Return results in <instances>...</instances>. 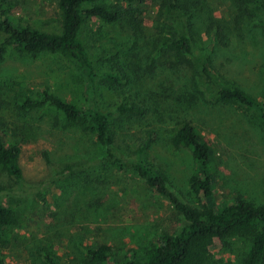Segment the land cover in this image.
<instances>
[{
	"label": "rangeland",
	"instance_id": "374dc122",
	"mask_svg": "<svg viewBox=\"0 0 264 264\" xmlns=\"http://www.w3.org/2000/svg\"><path fill=\"white\" fill-rule=\"evenodd\" d=\"M165 1L103 0L131 9L134 20L93 18L83 26L81 39L95 57L94 81L59 54L33 56L12 48L6 53L0 63V130L10 145L23 149V182L0 171V201L18 205L24 221L10 243L0 245V264H47V252L62 264H81L86 250L101 244L114 247L113 264L144 251L165 233H178L187 221L170 198L132 169L115 168L106 155L111 151L130 161L146 146L171 191L198 205L190 185L196 162L189 149L172 144L185 120L212 148L213 191L220 201L264 204V122L257 111L219 96L222 87H238L264 99V0L243 5L180 0L179 11L163 12ZM1 11L42 30L61 31L58 0H0ZM176 28L193 35L188 61L159 51L158 39ZM204 63L212 74L204 72ZM87 83L104 111L117 110L125 96L146 108L141 117L117 113L112 118L111 148L79 127L56 124L52 106L22 108L26 96L41 98L45 88L84 105ZM63 163L72 172H60L57 165ZM209 246L220 264H242L251 242L232 238Z\"/></svg>",
	"mask_w": 264,
	"mask_h": 264
},
{
	"label": "trees",
	"instance_id": "16d2710c",
	"mask_svg": "<svg viewBox=\"0 0 264 264\" xmlns=\"http://www.w3.org/2000/svg\"><path fill=\"white\" fill-rule=\"evenodd\" d=\"M240 5L254 0H236ZM180 10V0H166L161 11L168 9ZM58 21L60 32H51L37 28L29 23L0 12V63L5 59L9 49L19 54L33 56L42 52L59 54L75 61L88 81H94L97 75L95 57L90 54L81 39L80 33L88 20L101 19L108 23L120 22L124 19L134 20L133 11L123 7L109 5L103 0H58ZM174 13V12H173ZM171 35L158 39L159 51L173 55L177 60L188 61L193 56V35L186 28H176ZM221 36V32H220ZM222 42L224 36L220 37ZM204 72L212 74L209 65L204 63ZM108 78L115 80L108 74ZM87 103L84 105L50 92L42 90L41 98L26 96L22 108L30 110L46 105L54 107L58 114L56 124L62 127H79L85 133L91 134L103 145L111 148L115 142V130L112 118L117 113L131 114L137 117L146 114V108L126 96L115 111H104L92 97L95 89L90 84L85 85ZM223 102H235L246 109L257 111L264 122V99L258 100L243 89L222 87L219 91ZM94 99L90 102L91 99ZM172 144L176 149L187 148L196 162V172L190 178L191 194L199 202L193 205L182 201L169 186V179L148 156L147 147L142 146L135 159L126 161L117 154L108 151L106 160L119 170L132 169L146 183L168 196L175 208L183 214L187 224L176 234L165 233L160 240L144 251H134L124 260L113 264H220L214 258L210 249L211 241L225 242L232 238L249 240L251 248L242 259V264H260L264 260V204H254L244 199L222 202L219 195L213 191L214 174L211 165L212 148L202 137L196 125L189 120L179 124ZM22 147L10 145L3 131L0 130V171L6 173L18 184L23 182L21 165ZM48 164H55L47 157ZM60 172H72V166L65 163L57 165ZM211 191L213 198L206 194ZM20 207L5 204L0 201V245L10 243L12 236L23 221ZM114 247L101 244L89 247L81 264H111ZM47 264H62L53 253L44 255Z\"/></svg>",
	"mask_w": 264,
	"mask_h": 264
}]
</instances>
